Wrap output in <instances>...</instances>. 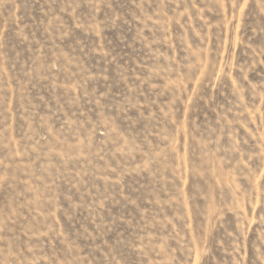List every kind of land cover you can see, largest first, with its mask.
I'll return each mask as SVG.
<instances>
[{
  "label": "rangeland",
  "instance_id": "1",
  "mask_svg": "<svg viewBox=\"0 0 264 264\" xmlns=\"http://www.w3.org/2000/svg\"><path fill=\"white\" fill-rule=\"evenodd\" d=\"M0 264H264V0H0Z\"/></svg>",
  "mask_w": 264,
  "mask_h": 264
}]
</instances>
